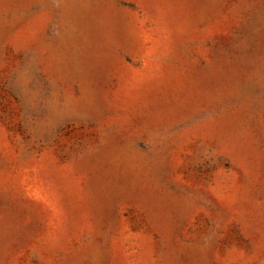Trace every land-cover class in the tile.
<instances>
[{"label":"rangeland","instance_id":"obj_1","mask_svg":"<svg viewBox=\"0 0 264 264\" xmlns=\"http://www.w3.org/2000/svg\"><path fill=\"white\" fill-rule=\"evenodd\" d=\"M0 264H264V0H0Z\"/></svg>","mask_w":264,"mask_h":264}]
</instances>
